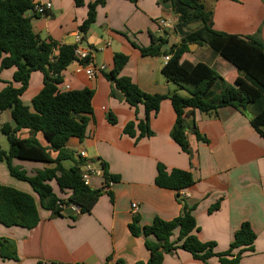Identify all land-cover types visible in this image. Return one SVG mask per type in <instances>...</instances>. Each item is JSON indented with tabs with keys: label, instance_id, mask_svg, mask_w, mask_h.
<instances>
[{
	"label": "crops",
	"instance_id": "0c3cea01",
	"mask_svg": "<svg viewBox=\"0 0 264 264\" xmlns=\"http://www.w3.org/2000/svg\"><path fill=\"white\" fill-rule=\"evenodd\" d=\"M40 1L53 4L47 17L32 18L33 30L42 40L55 41L59 46L72 45L80 35L82 46L95 51L96 63L106 66V71L94 79L76 74L72 64L63 73L70 91L91 89L95 96L86 138L69 140L67 149L75 155L63 160L62 165L67 170L79 165V161L95 168L106 166L108 174L117 180L107 189L112 192L113 201L104 193L89 214L80 215L77 210L73 213L75 220L70 215L54 217L52 211L42 206L31 184L12 176L7 162L0 161V184L33 196L40 217L39 225L32 230L0 224V241L15 244L19 257L18 261L4 259L0 253V264H118L119 261L147 264L150 251L146 240L153 244L157 240L153 236L147 239L133 236L129 226L134 217L140 218L142 227L151 225L156 218L172 221L182 214L184 203L193 208L199 240L215 243V252L219 254L229 250L236 232L243 223L249 222L257 239L254 250L244 253L239 264H264V138L251 124L253 107L245 113L234 107H223L217 116L196 112L189 118L193 128L188 132L191 155L171 137L176 113L170 99H165L159 113L151 118L153 136L136 142L124 133L128 123L136 118L145 119V108L139 106L136 112L120 95H113V83L106 74L114 68L116 53L129 56L122 75L131 78L144 92L171 95L184 90L163 75V57L143 56L133 45L150 46L152 35L168 41L163 51L181 44V36L171 31L163 33L160 27V21L165 18L177 22L172 5L161 0H138L137 3L104 0L105 4L97 8L96 23L84 37L80 27L88 17L89 4L98 0H84L83 6H77L76 0ZM208 9L214 12L216 31L258 36L264 42V0H213ZM203 44L192 46L183 61L205 63L227 83L242 85L244 77L237 69ZM15 71L13 68L0 73V92L7 82H13ZM43 87V73L33 72L22 102L32 108L33 99ZM109 114L115 116L116 124L109 121ZM6 123H14L10 110L0 113V146L9 152L10 145L5 147L2 132ZM196 131L207 142L199 140ZM19 136L35 137L43 147H50L43 133L23 129ZM83 152L86 157L81 156ZM57 156V152L51 151L52 158ZM13 164L29 176L55 167L21 159H14ZM159 165L168 172L180 169L192 173L195 184L182 191L180 197L174 190L158 187L155 180ZM51 185L59 198L68 199L69 194L62 193L55 181ZM103 186V177L92 178L93 189ZM133 204L139 207L137 213L133 212ZM177 236L178 233L175 239ZM218 262V258H213L209 263ZM163 264L205 263L178 250L166 254Z\"/></svg>",
	"mask_w": 264,
	"mask_h": 264
},
{
	"label": "trees",
	"instance_id": "16d2710c",
	"mask_svg": "<svg viewBox=\"0 0 264 264\" xmlns=\"http://www.w3.org/2000/svg\"><path fill=\"white\" fill-rule=\"evenodd\" d=\"M161 1L173 7L177 22L171 32L182 37L181 44L163 51L162 47L168 41L164 37L152 35L150 46L133 45L143 56H171L162 73L169 81L186 90L188 96H181L178 92L171 95H151L144 92L131 78L122 75L129 56L116 53L114 68L106 74V78L113 83V95H120L136 112L139 106L145 108V119L139 121L136 118L128 123L124 133L136 142L153 136L151 118L159 113L162 102L170 99L176 113L171 137L189 155L192 152L188 132L193 129L189 118L196 112L217 116L223 107H234L242 113L253 107L255 113L251 124L264 138V42L258 36L216 31L214 12L202 0ZM76 4L83 6L84 0H76ZM104 4V0L89 4L88 17L80 27L84 37L96 23L98 6ZM32 7V0H0V73L16 69L13 82H7L0 92V113L10 110L14 122L2 126L10 149L6 152L0 146V161L7 162L12 176L31 184L39 195L42 206L52 211L54 217L66 216V209L61 205H75L79 208L80 215L89 214L104 193L110 195L113 201V194L107 190L110 187L106 181L112 179L115 182L117 179L111 177L107 167L103 166L104 186L93 189L83 181L85 165L82 161L70 170L63 167L62 161L75 155L67 149L71 138H86L90 116L93 115L95 92L91 89L60 90L59 86L64 83L63 73L75 60L76 44L59 46L55 41L42 40L33 30L32 18L40 16L29 13ZM197 23H201V26L193 30L192 25ZM196 43L208 44L215 54L230 62L244 77L242 85L227 83L215 69L205 63L191 64L183 61L184 55L190 51V45ZM36 71L43 73L44 87L33 99L31 108L22 102L21 97L29 87L32 73ZM216 88H220L219 94H215ZM108 119L112 124L117 123L112 114L108 115ZM23 129L34 134L43 133L50 147H43L35 137L21 138L19 132ZM196 135L199 140L207 142L197 131ZM51 151L58 153L55 159L51 157ZM14 159L43 162L55 167L29 176L22 168L14 166ZM53 181L62 193L69 194L67 200L54 193L51 185ZM155 184L160 188L176 191L180 197L182 191L195 184V178L188 171L174 169L168 172L163 165H159ZM218 207L219 205L214 209ZM69 217L76 219L73 214ZM39 223L40 217L33 196L0 184V224L7 228L32 230ZM129 229L135 237L147 239L153 236L157 240L154 244L146 240L150 251L147 264H163L166 254L178 250L190 253L205 264H210L213 258H218L217 264H239L244 253L254 250L257 239L251 224L245 222L236 232L229 250L216 253L215 243H204L197 237L199 228L193 216V208L186 203L182 214L172 221L156 218L151 225L142 227L140 218L136 216ZM0 253L4 259L19 260L16 245L6 240L0 241ZM118 264L125 263L119 261Z\"/></svg>",
	"mask_w": 264,
	"mask_h": 264
},
{
	"label": "built area",
	"instance_id": "2783aa9c",
	"mask_svg": "<svg viewBox=\"0 0 264 264\" xmlns=\"http://www.w3.org/2000/svg\"><path fill=\"white\" fill-rule=\"evenodd\" d=\"M33 7L30 10L31 15H38L40 17H47L49 13L53 9V4L51 2H42L40 0H32ZM175 21L172 18H165L160 21V27L161 31L168 32L172 31L175 29ZM82 37L76 36L75 37V44H76V49H75V60L72 62V65L75 66V73L76 74H84L86 75L89 79H94L96 78L100 73H103L106 71V66L103 64H98L95 61L94 58V50L90 48H84L82 46ZM57 53V52H56ZM171 56H164L163 60L164 63L166 64L170 60ZM61 91H70L71 86L68 84L63 83L62 85L59 86ZM82 157H86V153H81ZM100 176L103 177L104 182V170L103 168H95L91 164H87L84 166L83 169V181L86 186L91 187V180L93 177ZM108 184V187H112L114 185V181L112 179H109L106 181ZM63 209H68V208H73L74 211L79 210V208L75 205H70V206H65L61 205ZM132 209L134 213H137L139 210V207L137 204L132 205Z\"/></svg>",
	"mask_w": 264,
	"mask_h": 264
},
{
	"label": "rangeland",
	"instance_id": "374dc122",
	"mask_svg": "<svg viewBox=\"0 0 264 264\" xmlns=\"http://www.w3.org/2000/svg\"><path fill=\"white\" fill-rule=\"evenodd\" d=\"M202 2L206 5L207 8H211V6H212V4H213V0H202ZM34 20H36V19H34ZM197 25L200 27V26H201V23L194 24V25H192L191 28H192L193 30H195V29L197 28ZM203 47H204V48H210L209 45L206 44V43L203 44ZM219 89H220V88H216V89L214 90V91H215V94H219V92H220ZM179 91H180L181 96H184V97L188 96V92H187V91H185V90H179ZM250 108H251V107H250ZM250 108H248V109H250ZM3 139H4L5 147L8 148V147H9V142H8V140H7V137L4 136Z\"/></svg>",
	"mask_w": 264,
	"mask_h": 264
},
{
	"label": "water",
	"instance_id": "95a60500",
	"mask_svg": "<svg viewBox=\"0 0 264 264\" xmlns=\"http://www.w3.org/2000/svg\"><path fill=\"white\" fill-rule=\"evenodd\" d=\"M74 43H72V45H73ZM195 44H191L190 45V50H192L193 49V47L192 46H194ZM76 114L74 113V116H75ZM262 130L264 131V126L262 127ZM74 213V209L73 208H68L67 210H66V212H65V214L66 215H72Z\"/></svg>",
	"mask_w": 264,
	"mask_h": 264
}]
</instances>
